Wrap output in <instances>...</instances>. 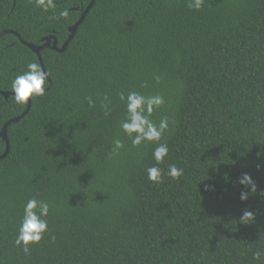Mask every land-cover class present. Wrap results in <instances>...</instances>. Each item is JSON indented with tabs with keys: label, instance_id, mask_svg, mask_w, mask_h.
<instances>
[{
	"label": "trees",
	"instance_id": "trees-1",
	"mask_svg": "<svg viewBox=\"0 0 264 264\" xmlns=\"http://www.w3.org/2000/svg\"><path fill=\"white\" fill-rule=\"evenodd\" d=\"M56 2L66 20L0 0V33L60 48L90 0ZM188 3L94 0L62 53L40 52L51 88L7 127L0 160V264H264V0ZM30 62L2 35L0 91ZM133 90L164 97L152 119L174 124L160 167L183 168L179 180L150 182L156 145L133 148L120 130L119 93ZM26 106L0 95V129ZM117 138L125 148L112 154ZM244 173L256 192L239 184ZM32 197L50 204L49 232L26 255L14 241ZM246 210L251 224L239 222Z\"/></svg>",
	"mask_w": 264,
	"mask_h": 264
},
{
	"label": "clouds",
	"instance_id": "clouds-1",
	"mask_svg": "<svg viewBox=\"0 0 264 264\" xmlns=\"http://www.w3.org/2000/svg\"><path fill=\"white\" fill-rule=\"evenodd\" d=\"M35 6L44 12H53L52 19H67L69 10L62 9L56 13L58 7L56 0H33ZM205 0H189L188 7L194 11H199L204 6ZM50 73L42 68L41 64L30 62L26 70L15 76L11 84V93L14 101L18 105H26L36 98L44 97L51 88ZM159 78L157 77V80ZM106 101L108 97L104 98ZM89 104L94 101L88 98ZM119 100L124 105L125 116L120 121V130L131 141L133 148H140L142 145L155 144L152 151L154 164L146 168L147 179L153 184H160L165 176L172 180H179L184 175V169L175 164H168L167 171L160 165L166 162L169 156V147L164 141V135L170 130V125L174 124L169 117L165 116L155 122L152 119L153 113L164 105V97L156 95H145L139 91H128L119 93ZM110 102V101H109ZM105 115L109 114L108 104L102 105ZM112 154H119L125 148L124 142L117 138L112 142ZM239 184L256 192V184L251 175L244 173L239 179ZM249 192H241L240 199H248ZM50 212V204L43 199L36 197L29 198L23 205L22 215L16 231L15 246L22 249L27 255L33 246L39 245L49 232L47 217ZM254 221V214L251 211H244L239 222L242 224H251ZM54 240L55 237H52ZM259 258V253L254 254Z\"/></svg>",
	"mask_w": 264,
	"mask_h": 264
},
{
	"label": "water",
	"instance_id": "water-1",
	"mask_svg": "<svg viewBox=\"0 0 264 264\" xmlns=\"http://www.w3.org/2000/svg\"><path fill=\"white\" fill-rule=\"evenodd\" d=\"M93 3H94V0H90L87 8L82 13V15L80 16V18L78 19V21L69 29V36H68L67 40L61 45L60 48L57 47V42H56V40L53 37L44 38L42 40V44L40 46H34V45H31V44L24 43L21 40V38L19 37V35H17L15 32H12V31H3V32L0 33V37L2 35H5V34H13V35H15L18 38V40L23 45H25L27 48H29L37 56V59L39 61V64H41V66L43 68V64H42L41 57H40V52L42 50H44V49H50V50L55 51L57 53H62L66 49L69 41L72 39V37H73L75 31L77 30L79 24L82 22L83 18L85 17V15L89 11V9L92 7ZM0 95H2L6 99L9 95H13V93H6V92H1L0 91ZM29 107H30V102H29V104H27L26 109L23 111L22 114H20L19 116L15 117V118H12L9 121H7L2 126V128L0 129V139L5 143V150H4V153L0 156V160H2L7 155L8 149H9V144H8L7 137H6L7 127L10 124L16 123L21 118H23L27 114V112L29 110Z\"/></svg>",
	"mask_w": 264,
	"mask_h": 264
}]
</instances>
